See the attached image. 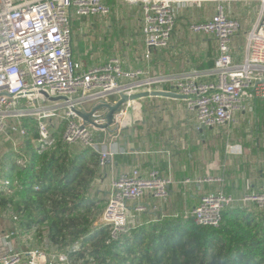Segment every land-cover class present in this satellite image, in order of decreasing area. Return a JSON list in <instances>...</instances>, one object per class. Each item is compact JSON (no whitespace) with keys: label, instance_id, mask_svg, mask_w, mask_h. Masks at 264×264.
I'll list each match as a JSON object with an SVG mask.
<instances>
[{"label":"built area","instance_id":"2783aa9c","mask_svg":"<svg viewBox=\"0 0 264 264\" xmlns=\"http://www.w3.org/2000/svg\"><path fill=\"white\" fill-rule=\"evenodd\" d=\"M138 4L142 11L141 31L144 39V58L151 49L166 47L182 9L213 3L216 10L206 20L191 22L193 33L213 37L217 43L213 81H202L196 76H185L173 83L184 97L186 107L195 112L200 126L216 127L233 121V113L244 109L247 100L264 99V0H123ZM256 3V19L247 34L246 53L242 62L233 61L231 40L239 32L240 23L228 17L223 5L228 3ZM110 7L104 0H0V135L7 128L27 134L24 118L36 120L37 138L34 147L43 153L61 141L66 145L79 144L99 155V164L105 165L112 154L104 149L95 131L100 127L83 124L71 107L83 103L108 102L120 93L132 94L151 91L154 84L168 78L151 76L141 69H125L118 58L93 65L87 69L74 59L72 46V20L75 16H107ZM52 97L66 100L52 101ZM80 110V109H79ZM119 110L117 116L124 115ZM78 119L79 121H77ZM94 123L105 122L95 111ZM63 124L60 138L54 129ZM229 150L233 146L228 144ZM17 164L25 166L24 159ZM190 180L187 179L186 182ZM198 182L221 181L208 176ZM170 176L156 169L142 174L135 167L121 173L109 186L105 206L94 220L93 227H110V240L127 232L134 216L158 209L144 199L165 200ZM6 187L8 180L3 181ZM236 204L253 205L264 209V187L244 193L240 197L220 191L203 194L190 211L196 225L216 228L222 221L225 208ZM133 226L135 224H132ZM0 264H70L65 252L27 249L12 253L0 252Z\"/></svg>","mask_w":264,"mask_h":264},{"label":"crops","instance_id":"0c3cea01","mask_svg":"<svg viewBox=\"0 0 264 264\" xmlns=\"http://www.w3.org/2000/svg\"><path fill=\"white\" fill-rule=\"evenodd\" d=\"M117 1L104 0L110 7V13ZM120 1L125 3L123 0ZM211 4L213 8L210 14H198L195 12V7L182 9L171 33L169 44L166 47L151 49L148 59L144 58L142 11L138 4L140 11L138 45L136 46L134 41L131 43L130 38L125 43L127 47L118 46L122 48H117L116 54L106 61L87 59L85 54L88 51L85 49L82 52L79 43L86 36L81 34L76 41L75 35L82 30L81 23L76 20L86 16H75L72 25L74 22L78 24L74 32V40L72 38L74 59L82 68L87 69L116 57L125 69H141L148 75L168 78L166 82L154 84L152 90L177 94L173 83L180 77L196 76L202 81H213L216 78L212 73L217 54L216 40L208 35L193 33L189 29L191 22L206 20L213 15L216 5ZM223 10L228 17L237 19L240 23L239 32L231 40L233 61L239 63L245 57L247 34L256 19L258 5L228 3L223 5ZM109 14L99 17L107 18L110 17ZM118 99V95L110 97L107 103L113 104ZM90 103L89 108L82 105L78 109L89 111L101 102ZM244 106V109L233 113V121L216 127H205L197 123L195 112L189 110L184 99L180 97L147 96L127 101L121 107L125 112L124 115L117 116L119 121L115 120V124L108 129L100 128L99 131H95L104 149L112 154L107 158L105 165L99 164L97 154L94 167L96 173L89 184V191H93V194L89 193L90 196L97 200H105L106 203L111 181L121 173H129L135 167L142 174L156 169L161 175L170 176L173 183L169 186L165 200L159 201L150 197L144 199L148 203L156 204L158 209L135 215V221L131 220V224L141 225L174 218H188L200 197L208 192L222 190L226 194L240 197L244 193L259 191L264 187V99L247 100ZM97 112L104 117L105 110ZM22 122L25 125V118ZM27 125L28 129L31 128L29 123ZM62 129L63 124H59L53 130L57 138H60ZM35 140L36 136L29 137V131L21 136L16 127L15 133H10V128H7L0 135V161L7 162L4 157L10 153L16 159L26 161L30 157L31 149H35ZM228 144L233 146L232 150L227 148ZM85 149L89 148L73 144L64 146L63 150L72 157L76 151ZM89 152L94 153L91 149ZM208 176L220 177L221 181H197ZM187 179L190 181L186 182ZM4 180L6 178L0 180V185L4 186ZM34 188L38 189L37 185ZM13 193L14 189L8 190V197ZM16 200L17 197L9 207L2 210L0 208L1 253L32 248L30 243L21 238L22 234L16 231L20 229V222L14 221L11 216L13 213H18ZM241 206L246 212L255 211L253 205ZM52 247L45 245L40 249L64 252Z\"/></svg>","mask_w":264,"mask_h":264},{"label":"trees","instance_id":"16d2710c","mask_svg":"<svg viewBox=\"0 0 264 264\" xmlns=\"http://www.w3.org/2000/svg\"><path fill=\"white\" fill-rule=\"evenodd\" d=\"M24 126L37 138L34 118H25ZM64 146L59 141L40 154L31 149L25 166L11 153L4 157L0 180L9 185H0V208L18 198L19 234L47 224V245L64 248L70 264H264V209L255 206L251 212L241 205L225 208L216 228L196 225L191 217L130 224L108 242L110 227H93L104 208L89 194L97 153L85 149L69 157ZM67 239L74 247H67Z\"/></svg>","mask_w":264,"mask_h":264},{"label":"rangeland","instance_id":"374dc122","mask_svg":"<svg viewBox=\"0 0 264 264\" xmlns=\"http://www.w3.org/2000/svg\"><path fill=\"white\" fill-rule=\"evenodd\" d=\"M212 8L213 5L211 3H204L200 6V8L195 7L196 9L195 12L198 14H210L212 12ZM109 15L110 17L108 16L107 18H102L95 15L90 17L89 16L81 17L79 20H76L79 21V23H81L80 26L82 27L81 32L75 35L76 41L78 36H80L81 34H84V36H86L85 39H83L79 43V45L82 52H84L85 49L88 51V53L85 54L87 59L106 61L110 56L116 54L117 48H122L118 46L121 45L126 46L127 44L125 43L130 38H131V43L134 41L135 45L136 46L138 45L140 38L139 36L140 11L139 8L137 7V4L129 5L127 3H123L120 0H118L116 2L115 7H113ZM184 20L186 21V19ZM77 24L78 23L74 22V24L72 25L73 40H74V32L76 30ZM130 35H132V37ZM90 104H91L90 102L86 101L83 103V106L85 108H89ZM76 120L79 121L78 119ZM10 133H15V129L10 128ZM27 133H28V129H27ZM3 165L4 162L0 161V168L2 167V169L0 170L1 172H4ZM102 188L104 189V187ZM90 193L93 194V191H90ZM103 201L104 204L102 202L101 204L102 207L105 206V200ZM17 214L13 213L11 216L13 219H15L14 221L18 223L20 222L21 217L20 215ZM34 215H37L40 218L39 214L36 213ZM96 217H98V215ZM96 217L94 218V220L96 219ZM40 229H41L40 232H37L39 229H37L36 227L30 232L27 233L22 232L21 238L24 241L30 243L29 245L32 246V248L29 249L43 248V246L47 245V243L49 242L48 240L49 231L47 229V224L45 223L42 224V227ZM16 231L20 232V229H16ZM75 244L76 243H74V245ZM66 245L67 247L68 246L74 247L70 239H67ZM52 249H56V250L58 249L60 251L65 252V249L59 248L58 245L57 247L53 245Z\"/></svg>","mask_w":264,"mask_h":264},{"label":"water","instance_id":"95a60500","mask_svg":"<svg viewBox=\"0 0 264 264\" xmlns=\"http://www.w3.org/2000/svg\"><path fill=\"white\" fill-rule=\"evenodd\" d=\"M147 96H166V97H172V96H177L180 97L182 99H184V97L180 94L177 93H173V92H168V91H161V90H151V91H140V92H136V93H132V94H124V93H120L119 94V99L114 102L113 104L110 103H100L97 106L93 107L92 109H90L89 111H84V110H79L75 107H71V109L74 111V113L82 120L83 124H94L100 128L103 129H108L109 127L113 126L115 124V120H114V114L117 113L122 105L124 103H126L127 101H132V100H136L139 98H143V97H147ZM66 100V97H52L50 98V100L52 101H56V100ZM100 110H105V115H104V120L105 122L103 124H96L94 123L93 119H92V114L95 111H100Z\"/></svg>","mask_w":264,"mask_h":264}]
</instances>
